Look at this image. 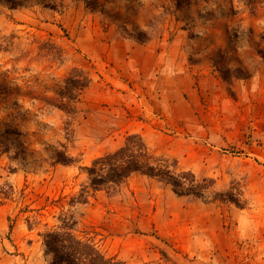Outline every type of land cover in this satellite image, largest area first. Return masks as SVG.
I'll return each mask as SVG.
<instances>
[{"label": "rangeland", "instance_id": "obj_1", "mask_svg": "<svg viewBox=\"0 0 264 264\" xmlns=\"http://www.w3.org/2000/svg\"><path fill=\"white\" fill-rule=\"evenodd\" d=\"M21 1H0V264H49L40 235L63 220L124 264H264V0ZM70 68L90 82L63 109ZM133 134L212 187L88 188Z\"/></svg>", "mask_w": 264, "mask_h": 264}, {"label": "trees", "instance_id": "obj_2", "mask_svg": "<svg viewBox=\"0 0 264 264\" xmlns=\"http://www.w3.org/2000/svg\"><path fill=\"white\" fill-rule=\"evenodd\" d=\"M0 1L8 3L12 9L22 4L21 0ZM247 2L253 8L261 0H247ZM44 48L48 50L50 60L59 65L63 64L64 55L61 49L49 44ZM38 50L44 49L39 47ZM261 57L264 58V51H261ZM220 73L225 80L229 76V71L220 70ZM235 73L240 76L243 74L239 70ZM89 82V77L82 70L70 68L57 94L58 107L69 109L71 103L77 99L78 94L88 86ZM54 159L63 165L71 163L70 157L60 151L55 153ZM84 170L88 176L87 187L92 191L115 190L133 174H141L164 182L178 196L202 198L205 191L213 185L211 179H198L192 172L179 169L175 161L153 155L142 138L136 134L126 137L123 146L96 158ZM87 197V192L81 189L76 201L86 203ZM219 199L239 205L231 194L220 196ZM73 224L63 220L59 227L40 235L44 255L49 259V264H124L117 258L105 257L93 243L76 236L73 232Z\"/></svg>", "mask_w": 264, "mask_h": 264}]
</instances>
